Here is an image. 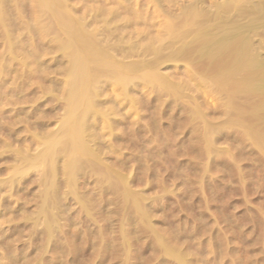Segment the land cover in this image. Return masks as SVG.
I'll return each instance as SVG.
<instances>
[{
  "label": "rangeland",
  "instance_id": "rangeland-1",
  "mask_svg": "<svg viewBox=\"0 0 264 264\" xmlns=\"http://www.w3.org/2000/svg\"><path fill=\"white\" fill-rule=\"evenodd\" d=\"M3 1L6 3L3 5L5 10L9 11H7V18H9L10 24L9 26L7 24L0 25V55L4 54L6 58L10 57L9 59H12L10 60L11 67L14 68L7 77L8 83H15V85L11 84L14 88V92H11V94L14 93L15 96H11V101L14 103L6 106L8 110L6 114L9 115L6 120L14 123V126L12 125L14 134H11L13 138L11 136L8 137H11L10 141L13 144L11 147L15 148L19 146V140L22 137L30 136L31 132L33 133L34 131L39 134L43 132L41 131L42 129L49 130V127L50 129L57 127L58 121L61 119L60 114L63 111L61 106L64 105V101L61 98L62 93H60L62 91L59 86L62 85L63 73L61 70L65 65L66 58H64L62 52L55 51L56 42L54 43L53 39L55 38H53L51 31L47 37L41 34V26L46 28L45 26L49 24V13L47 15L44 12L45 10H40L42 12H39V17L35 19L36 14L33 8H35L37 3L33 0H22V2L21 0H16L17 4L14 8L10 0ZM3 1L0 0V17L2 16L1 9L4 8L1 5ZM68 1L70 0H67L68 6L77 15L88 14L87 17L85 16L88 32H93V30L101 32L106 27V29L110 28V30H113V25L107 24L101 19L99 21L93 20L95 15L93 11L97 10L98 6L106 5L103 8H112L111 6H116L112 2L109 4L110 1H104L103 4L100 3L103 0ZM84 1L86 3L88 1V3L86 4ZM173 8L176 9V7ZM159 19L161 18H156V20ZM36 22L40 24L37 30L32 29L36 26ZM22 23L25 25L24 27ZM33 23L35 25L32 27ZM27 26H31V29H28ZM31 31L33 32L31 33ZM4 32L8 34L10 42H4ZM101 35L99 34V36ZM22 43L24 46L23 51L29 53L36 49L39 55H35V57L30 55L28 60L21 58ZM30 45L31 47H29ZM13 57L16 59L13 60ZM32 58L36 60L33 62ZM118 58L120 59L121 57ZM21 60L23 61V67L20 63ZM14 64H16L15 67L12 66ZM34 64H38V67L40 65V69L37 68L41 71L34 70L33 68L36 67ZM174 64L176 65L174 66ZM174 64L168 63V65L162 67V70L169 71L174 80L181 81L184 79L183 81L188 86H191L188 87V90L186 86L185 89L184 87L182 88L183 90L173 92L174 94L165 93L162 95L149 87H137L138 90L133 87V90L131 89L133 93H129L130 97L123 96V91L121 89L120 91L118 87H116L118 90L108 88L105 91L104 94L106 96L104 95L103 98L106 97V100H114L117 103L115 112L113 114L110 113L112 119L108 111V118L113 121V125L110 126L112 129L104 128L103 136H100V133H98L99 136L97 135V137H100L98 138V140L100 139L99 142H102H100L101 147L104 146L101 155V158L104 159H102L103 163H101L109 168L108 171L112 170L110 177L107 176L105 179L106 184L103 182L104 180H100L98 171L87 170L85 178L79 179L77 188H80L78 189L79 193H85L86 198L89 199L87 200L89 202V204L87 203V209H89L83 211V215L81 214V209L78 208L79 204L71 201V210L69 209L67 212L69 215L67 217V214L64 215L66 219L63 218V228L60 229L61 231L59 230L61 235L59 234L60 232H56L58 234L52 237V242L50 241V246L48 245L47 247L48 250L41 245L45 239L40 230L42 226L39 225L36 230H31L32 222L26 219L28 212L35 209V203L30 201V198L33 197L31 196L32 193L27 192L30 190L35 194L34 192L40 188L35 182L37 180L36 175L38 176L39 172L30 173L27 175L28 178L25 176V181H28L30 176L31 183L29 180V183L26 184V181L24 186L27 185V187L21 186L19 192H17L19 194L13 193L14 195L9 197L3 192L4 190L1 191V198L5 199L4 201L9 204L8 206L12 210L15 208L13 210L15 214L21 213L20 211L24 212V220L19 219V221L18 217L20 216L18 215L16 219L12 217L8 221L9 223L6 221L3 226L1 225L4 231L1 233L0 244L2 242L6 244L7 249L3 243V245H0V264H264V149H259V152L252 145L243 147V144H247L248 140H243L240 133L234 131L235 134L231 130L234 133L233 136L229 129H224L226 132L228 130L227 133L225 131L220 133L223 137L217 135L216 132L215 134L214 131L212 134L215 135H212L209 132L210 130L207 131L210 137H205H209L212 140L208 141V138L206 142V139H204L206 133L202 129H204L205 125H208L209 121L212 122L211 119L215 115L216 118L218 116L215 111L218 103L217 93L212 92L208 95H201L198 92L199 88L196 78L187 76L188 71L191 69L189 64L179 62ZM193 87H197V90H194ZM128 97L129 100L133 99L132 104L128 102ZM201 104L204 108L207 106L205 108L207 115L201 120L205 124L199 120V118L201 119L199 113L197 115L194 111L196 117H199L196 118L192 112L194 110L192 108L196 110L197 107L198 111H200V108L203 109ZM18 109L19 114L17 113ZM118 110L119 112H117ZM185 110L188 111L186 112ZM15 112L16 115H14ZM43 112H49L50 114L48 113L47 117L42 116ZM35 115L37 117L40 116V118L36 120ZM206 117L208 120L210 119L208 122L205 120ZM214 119L212 120L214 121ZM36 123H42V126L37 127L35 126ZM43 126L45 128H42ZM152 127L155 128L153 129ZM236 135H239L240 138H237ZM1 136L3 137V135ZM15 136L17 137L14 138ZM201 136L204 138L202 137V139ZM218 136L219 138L216 139ZM231 136L233 137L231 138ZM218 139L220 140L216 142L215 140ZM200 140L202 141L200 142ZM208 142H212L215 146ZM217 143L218 146L216 145ZM24 146L25 144L21 148L24 149ZM33 146L35 147V144ZM6 152L8 153L0 155V169L3 170V173L0 170V179L7 176V172L13 162L10 156L12 153ZM104 153L105 155L103 156ZM6 168L8 170H5ZM95 174L97 175L96 177ZM112 174L116 178L122 176L126 179L125 183L120 185L121 188L117 184L118 189L115 188L114 190L115 186L109 185H114L116 182V178L112 179L114 178ZM38 177H40V174ZM32 178L36 180H32ZM96 178H98V181ZM95 181L96 183H101L96 184ZM124 189H127L126 191L131 195L130 197L135 198L136 201L138 200L137 204L132 199H125L123 195ZM15 195L20 196V198L17 197V199ZM119 195L120 197H118ZM7 197L9 200H6ZM26 200H28V203H26ZM18 209L20 210L17 211ZM10 210L6 211L7 214L5 212V217L6 215L9 217L14 214L13 212L11 214ZM131 210L134 211L132 212ZM71 221L74 222L71 223ZM64 225L66 226L65 228ZM14 228L15 230H13ZM27 228L30 232H28ZM18 229L19 231L22 229V233L18 232V234L21 233L20 235L16 232ZM12 237L14 242L11 240ZM6 238H10L11 244ZM6 240L9 242L8 244ZM3 246L7 251L3 250ZM172 248L174 249L172 250ZM8 250L13 254L11 255L12 258L9 255H5ZM44 251L45 253L43 254L42 252Z\"/></svg>",
  "mask_w": 264,
  "mask_h": 264
},
{
  "label": "bare ground",
  "instance_id": "bare-ground-1",
  "mask_svg": "<svg viewBox=\"0 0 264 264\" xmlns=\"http://www.w3.org/2000/svg\"><path fill=\"white\" fill-rule=\"evenodd\" d=\"M10 1L11 4L13 3L14 8V6L17 4L16 0ZM33 1L37 3L35 8H33V10L35 9L34 12L36 14L34 17L35 19H37L36 17H39V12H42L40 10H45L44 12L47 15L50 14V16H48L49 24L46 22L48 24L45 26L46 28L41 26V34L47 37L51 31L53 33V38L56 39H53L54 43L56 42L55 51L57 50L62 52L64 58H66L65 65L61 70L63 73V80L61 79L62 85L59 86L60 90L62 91L60 92L62 93L61 98L64 101V105L61 106V110L63 111L62 114H60L61 119L58 121L59 123L57 127L52 129L49 127V130L44 129L45 131L42 129L41 131L43 132L39 134L33 131V133L31 132L32 134H29L30 136H25L24 138L22 137L19 140V146L15 148L11 147L13 144H11L10 140L12 137L11 134H14L12 129V125L14 123L12 121L6 120L9 118V115L6 114L8 112L6 106L14 103L11 101V96L13 97L15 94H11V92H14L12 85H15V83H8L7 77L14 68L11 67L10 60L12 59H9L10 57H7V60L4 54L0 55V134L3 135V137L0 135L2 137H0V155L8 153L6 151H9L10 154L12 153L10 156L13 160L11 168L9 167L10 170L7 172L8 174L6 173L7 176L3 179H0V193L2 190H4L3 192L9 197H12L14 194H19L17 192H19L21 186L27 187V185L24 186L27 181H25V176L27 177V175L32 172H39L40 177H38V174V176L36 175L37 180L35 178H32V180L35 179V182L37 183L36 185L40 186V188L38 187L39 189L34 192L35 194H33V192L30 190L27 192L32 193L31 196L33 197L30 198V201L35 203V209L33 211H29V214L27 213L28 215H26V219H29L32 222V225L30 226V228H32L31 230H36L39 225L42 226V229L40 227V230L42 232V236H45H43L45 239L43 241L44 243L41 245H43L45 249H47L49 243L52 242V237L56 236L55 234H58L61 231L60 229L63 228V218H65L64 215L67 214L66 217L69 215L67 212L69 209L71 210V201H74L80 205L79 207L77 204L78 208H80L82 211L81 214H83V211L89 209H87L89 204L87 200L89 199L86 198L85 193H79L78 189L80 188H77L78 181H80L79 179L85 178V172L87 170H95V172L98 171V173H100L98 175L101 178L100 180H104L103 182L105 183L107 176L110 177V172L112 170L108 171L109 168L105 165H102V159L104 158H101V155L103 153L102 148L104 146L101 147L102 142L100 141V143V139L98 140L100 137H97L98 133H100V136H103L102 133L105 132L103 130L104 128L112 129L110 126L113 125V121L109 120L110 118H108V111L110 116V113L113 114V112H115L117 109V103L114 102V100L108 101L105 99L106 97L103 98L105 95L104 93L108 88L116 89V87H118L119 90L121 89L123 91V96L126 95L129 97V93L132 92L133 87H149L151 90L157 91V93L162 95L165 93L171 94L173 92L183 90L182 88L184 87L185 89L186 86V89L188 90V87L191 86H188L186 82L183 81L184 79L181 81L174 80L171 76L172 74L170 75L169 71H163L164 69L162 70V67L168 65V63L174 64L176 62L189 64L191 69L188 71L189 73L187 76L190 78H196L199 88L198 92H200L201 95H208L212 92H215L217 93L218 97H216L218 99V103L215 107V111L217 112L218 116L217 118L215 117L216 115L213 117L218 121L215 119L213 121L212 118V122H210V119L208 120L207 118L208 116L206 117L205 120H207V122L209 121L210 124L208 122V125H205L204 129H202L204 133H206V135L203 134L204 137L209 136V132L212 134L214 131V133L216 132L217 135H220L222 131H225L224 129H229V132H232L231 130H233V132L237 131L236 133H240L243 140H248L246 142L247 144H243V147H246V145H252V147L257 148L259 152V149H264V0H103L100 3L104 4V1H110L109 4L112 2L116 6H111L112 8H103V6H106L103 5L102 7L98 6L97 10L94 9V21H99V19H101L105 23L113 25V27L111 26L113 30H110L109 26V29H106V27L104 31H101V29V32H97L95 30H93V32H88L86 29L87 23L85 21V16L87 17L88 14L77 15L76 12L68 6L67 0ZM84 2L86 3V1ZM100 3L98 4L100 5ZM4 4L6 3L3 1L1 5L4 8L1 7L2 16L0 17V25L7 24L9 26L10 20L7 18V13L9 11L5 10V6H3ZM172 7H176V9L173 8V10ZM158 17L161 19L156 20ZM19 18H21V16H19ZM23 23L22 26L24 27L25 25ZM37 23L38 22H36V26H34L35 24L33 23L32 27L34 26V28L32 29L37 30L40 27V24ZM29 28L31 29V26L28 27V29ZM20 30H22V28H20ZM32 32L33 31H31V33ZM99 34L102 35L99 36ZM4 35V42H10L8 34H5L4 32ZM29 47H31V45ZM21 48V58L28 60L30 55L33 57H35V55H39L36 49L33 50L31 48L33 51L31 52L29 50V53L23 51V43ZM117 56L121 58L119 59ZM14 59L16 58L13 57V60ZM35 60L33 59L32 61L34 62ZM20 63L23 67L22 60ZM15 65L16 64L12 66L15 67ZM34 65H36V67L33 68L34 70H39L41 67L40 65L38 67V64ZM175 65L176 64H174V66ZM7 85H11L12 87ZM196 88H194V90H197ZM172 96L173 95H171V97ZM128 102L132 104L133 99H130ZM199 102L198 104H200ZM200 106L198 107L200 108ZM202 107L203 109L200 108V111L197 110V107L196 110L195 108H192L194 109L192 110L193 113L195 111L197 115L200 114L201 119L197 116L200 121L207 115V110L205 109L207 106L204 108L202 105ZM19 109L17 112L18 114ZM185 111L187 112L188 110ZM117 112H119V110ZM45 113L43 112L42 116L47 117L49 112L46 114ZM116 113L114 114L116 115ZM14 115H16V112ZM194 117H196V115ZM37 118H40V116H36V120ZM114 118L116 117L114 116ZM202 125L201 127L203 128ZM35 126L40 127L42 126V123H36ZM42 128L45 127L43 126ZM8 136L11 137L9 138ZM233 136H231V138ZM16 137L17 136L14 138ZM202 137L203 136H201V138ZM208 138H204L206 139V142ZM217 138H219V136L216 137V139ZM237 138H240L239 135ZM211 140L212 139L209 138L208 141ZM219 140L220 139L215 141L218 142ZM201 141L202 140H200V142ZM23 143L25 144L24 149L21 148L24 145ZM211 143L212 142L209 144ZM33 144H35V147ZM212 145L214 144L212 143ZM216 145L218 146V143ZM104 155L105 153L103 156ZM231 156L233 155L231 154ZM236 158L234 159L236 160ZM5 170H8V168ZM2 171L3 170H1V172ZM96 174L95 177L97 176ZM113 176L114 178L112 179H115L116 176ZM97 179L98 178H96V180ZM29 180L31 183L30 176L28 181ZM115 180L117 183L115 182L114 185L109 184L110 186H115L113 188L114 190L115 188L118 189L116 186L117 184L119 188H121L120 185H123L126 179H124L122 176H119ZM28 181L26 184L29 183ZM15 187L17 188L15 189ZM126 190L127 189H124L123 191L125 199L128 200L129 198L133 201H136L135 198L130 197V193H128ZM4 193L2 194L4 195ZM3 195L2 197H4ZM17 197L20 198V196H16V198ZM118 197H120V195ZM4 200L3 198L0 199V239L2 238L1 233L4 231V228L1 227V225L3 226V223H6V221L9 223L8 221L11 220L12 217H15L14 219H16L18 215L20 216L18 217V220H24V212L20 211L21 213L16 212L17 214H15L13 211L15 208L12 210L8 206L9 204H7ZM6 200H9L8 197ZM27 201L28 200H26V203H28ZM137 201L136 204L138 203ZM9 210L10 213L13 212L14 214L11 213L13 215L9 217L6 215L5 217V212H8ZM19 210L20 209L17 211ZM83 215L81 216L83 217ZM73 222L71 221V223ZM65 225L64 228L66 227ZM22 229L20 231L18 229V231H16L17 234L18 232H21ZM13 230H15V228ZM57 231L58 233H56ZM28 232H30V230H28ZM59 234L61 235V232ZM6 239L10 242V238ZM11 240H14L13 237ZM3 241L5 242V240ZM9 242L7 241V244ZM11 242L9 244H11ZM67 243L69 242L67 241ZM4 245L6 248L7 245ZM5 248L3 250H5ZM173 249L174 248H172V250ZM42 253L44 254L45 251ZM5 255H9L10 258H12L11 255L13 254L8 250V253Z\"/></svg>",
  "mask_w": 264,
  "mask_h": 264
}]
</instances>
